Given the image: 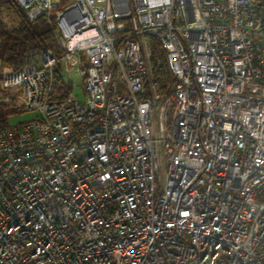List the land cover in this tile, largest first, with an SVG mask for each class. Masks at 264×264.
I'll use <instances>...</instances> for the list:
<instances>
[{
	"label": "built area",
	"instance_id": "built-area-1",
	"mask_svg": "<svg viewBox=\"0 0 264 264\" xmlns=\"http://www.w3.org/2000/svg\"><path fill=\"white\" fill-rule=\"evenodd\" d=\"M17 2L60 52L0 74L35 113L0 123V264H264V0Z\"/></svg>",
	"mask_w": 264,
	"mask_h": 264
},
{
	"label": "trees",
	"instance_id": "trees-1",
	"mask_svg": "<svg viewBox=\"0 0 264 264\" xmlns=\"http://www.w3.org/2000/svg\"><path fill=\"white\" fill-rule=\"evenodd\" d=\"M5 12L16 13L20 17L19 22L16 25L8 26L2 17ZM57 47L53 20L41 16L35 21H29L17 0H0V74L4 68H19L27 62L37 61L45 50L54 49L59 54V47L58 49ZM151 65L155 80L159 82L161 90L165 92L171 84V75L165 51L157 40L152 43ZM56 87L64 89L60 98H63L71 88L65 87L60 75L57 76ZM6 118V112H0L1 124H9Z\"/></svg>",
	"mask_w": 264,
	"mask_h": 264
},
{
	"label": "rangeland",
	"instance_id": "rangeland-1",
	"mask_svg": "<svg viewBox=\"0 0 264 264\" xmlns=\"http://www.w3.org/2000/svg\"><path fill=\"white\" fill-rule=\"evenodd\" d=\"M2 17H3V20L5 21V23L8 26L16 25L19 22V19H20V17L14 12H10V13L9 12H5ZM57 49H58V47H57ZM6 69H10V68H8V67L4 68L1 71H4ZM71 79L73 81H71ZM71 79L68 78L67 83H65V87H67V86L71 87L70 90L73 89L74 93H76L78 95H81L82 94V89L80 87V84H81L80 76H78V74H76V72H73L72 75H71ZM71 82H73V86H72ZM57 90L59 92H61V93H63V91H64V89L62 90V89H58V88H57ZM0 112H6L7 122L11 126L18 125L19 123H21L23 121L30 120V119H32L35 116L34 112L21 110V107L16 108L14 105H11V104L10 105L6 104L4 106V103H2V104L0 103Z\"/></svg>",
	"mask_w": 264,
	"mask_h": 264
}]
</instances>
